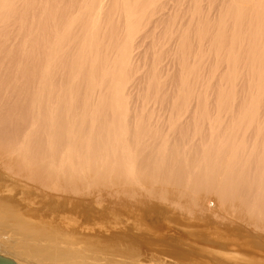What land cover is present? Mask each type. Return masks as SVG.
Returning <instances> with one entry per match:
<instances>
[{"label":"bare ground","instance_id":"6f19581e","mask_svg":"<svg viewBox=\"0 0 264 264\" xmlns=\"http://www.w3.org/2000/svg\"><path fill=\"white\" fill-rule=\"evenodd\" d=\"M203 1L0 0V255L86 264L135 185L264 230V0Z\"/></svg>","mask_w":264,"mask_h":264},{"label":"rangeland","instance_id":"374dc122","mask_svg":"<svg viewBox=\"0 0 264 264\" xmlns=\"http://www.w3.org/2000/svg\"><path fill=\"white\" fill-rule=\"evenodd\" d=\"M206 1L204 0L203 3L206 4ZM189 6L188 2L184 1L176 8L183 11ZM108 186L112 187V190L118 189V185L111 182ZM134 187L137 188V195L140 193V197L145 198L144 206L138 204L127 209L120 208L114 211L108 209L109 213L98 218L101 209L93 200V213L97 211L93 224L87 226L89 230L86 232L77 228L91 237L93 244L89 248L83 244L77 246V248L83 247L78 249L80 257L83 258L81 262L84 260L87 261L86 264H93V261L95 264L97 262L101 264H195L198 262L264 264V248L244 244L255 237L264 241V230L252 232L244 227V221L241 219L228 221L213 218L189 209L182 200L165 192H151L148 187L144 188L140 185ZM118 193L121 196L125 194L122 191ZM102 205L112 206V203L104 201ZM215 205V200L209 199L205 201L204 207L213 210ZM144 226L147 228L142 229ZM126 231L134 236L138 235L142 242L152 244H144L146 247L138 248L132 236L123 234ZM141 231L142 235H140ZM71 248L73 249L72 246ZM176 248L190 253L188 261L167 256L166 250Z\"/></svg>","mask_w":264,"mask_h":264},{"label":"water","instance_id":"95a60500","mask_svg":"<svg viewBox=\"0 0 264 264\" xmlns=\"http://www.w3.org/2000/svg\"><path fill=\"white\" fill-rule=\"evenodd\" d=\"M0 264H19L16 261H14L13 259L0 255Z\"/></svg>","mask_w":264,"mask_h":264}]
</instances>
